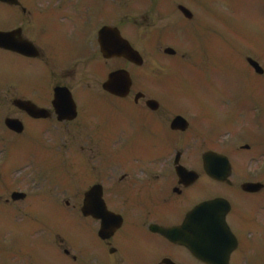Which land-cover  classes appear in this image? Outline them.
<instances>
[{
  "label": "flooded vegetation",
  "instance_id": "1",
  "mask_svg": "<svg viewBox=\"0 0 264 264\" xmlns=\"http://www.w3.org/2000/svg\"><path fill=\"white\" fill-rule=\"evenodd\" d=\"M18 1L0 2V33L8 35L6 48L0 47V216L15 221V231L23 234L32 217L31 230L42 244L38 238L48 229L43 221L58 215L62 195L68 196L70 243L50 236L56 259L45 264H203L164 232L179 229L198 205L220 197L230 204L232 230L240 225L233 222L236 213L249 212V199L259 195L243 191L252 181L234 173L227 183L210 179L202 159L208 151L204 135L173 130L181 102L161 99L151 110L141 68L104 56L100 32L108 27L140 51L136 20L126 29L121 5ZM124 70L132 86L119 98L105 84ZM78 154L91 161L85 193L100 186L105 207L121 219L105 240L98 237L101 222L82 216ZM183 170L193 176L183 178ZM18 193L25 196L14 200ZM204 225L199 223L200 233ZM195 228L192 222L188 232ZM23 254L22 248L0 247V264H21Z\"/></svg>",
  "mask_w": 264,
  "mask_h": 264
},
{
  "label": "rangeland",
  "instance_id": "2",
  "mask_svg": "<svg viewBox=\"0 0 264 264\" xmlns=\"http://www.w3.org/2000/svg\"><path fill=\"white\" fill-rule=\"evenodd\" d=\"M143 1L116 0V3L124 6L121 12L123 26L133 23V8L140 9L136 12L139 35L143 38L139 42L140 50L145 55L147 67L155 65L154 87L160 93L159 97L162 95L160 98L188 102L191 120L210 126L209 131L219 130V134H224L221 137H212L221 153L229 157L232 155L238 166V175L264 182V83L249 70L244 59L247 54V57L254 60L260 56L258 62L264 68V0H216L215 10L212 9L214 6L204 9L201 8L202 5H192L189 0H172L169 9L164 10L166 14L150 7L143 10ZM199 2L201 4L202 0ZM181 3H186L191 6L192 11L195 10L193 12L197 15L194 21H185L175 11V5ZM215 12L223 17L218 20L212 17ZM202 23L208 25L210 31L213 30L210 36L207 34V38L201 37L204 28ZM224 24L229 25L232 30L223 27ZM155 32H159L167 40L161 52L155 50L158 43H153ZM163 47L177 48L178 56L183 57L179 60V65L178 59L169 60L163 57ZM241 56H244L243 59H240ZM205 102L216 107H210ZM207 110L216 114L211 112L208 117L205 113ZM230 120L232 125H228ZM231 141L236 144L235 149H230ZM245 145H251L249 152L241 150ZM63 200L67 201V198L62 197L61 201ZM65 201L62 206H65ZM255 211L258 212L249 217L251 222L245 233L246 238L252 235L248 239L253 242V247H241L232 264H264V200ZM58 217L69 230V218L63 215ZM48 221H43L42 226L48 225ZM14 225L15 221L6 219L4 229L0 228V247H5V241L6 246L8 245L10 234L25 245L26 241L18 236V232L15 233ZM44 238L47 242H52L45 230L42 234V239ZM26 246L31 247L29 242ZM44 253L49 261L56 259V253L51 248L49 251L44 249ZM30 256L36 264L34 255ZM25 264H31L30 259Z\"/></svg>",
  "mask_w": 264,
  "mask_h": 264
},
{
  "label": "water",
  "instance_id": "3",
  "mask_svg": "<svg viewBox=\"0 0 264 264\" xmlns=\"http://www.w3.org/2000/svg\"><path fill=\"white\" fill-rule=\"evenodd\" d=\"M261 72V71H260ZM119 77H117L118 79ZM215 162L219 163L221 168H215L214 172L210 169L208 170L210 172V174H214L217 178H221L222 175H224L228 169V161L225 158H220L217 157L215 158ZM250 188L258 190L259 188H261L260 186H254L252 185ZM209 206H206V209H208ZM221 235H229L228 232L226 230L223 231V233H221ZM233 238H232V251H234L236 249V244L233 242ZM196 250V249H195ZM194 250V252L196 253V251ZM197 254V253H196Z\"/></svg>",
  "mask_w": 264,
  "mask_h": 264
}]
</instances>
